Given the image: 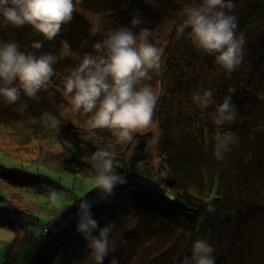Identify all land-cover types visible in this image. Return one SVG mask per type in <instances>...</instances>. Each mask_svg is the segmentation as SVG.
Segmentation results:
<instances>
[{"label": "trees", "instance_id": "trees-1", "mask_svg": "<svg viewBox=\"0 0 264 264\" xmlns=\"http://www.w3.org/2000/svg\"><path fill=\"white\" fill-rule=\"evenodd\" d=\"M200 3L201 0H153L152 4L145 0H82L71 23L51 41L27 25L0 26V43L16 42L23 52L58 55L61 42L67 41L74 53L53 65L55 74L48 88L39 91L36 98L22 93L15 104L0 98V123L16 132L20 128L28 130L23 132L25 142L50 138L60 142V153L46 150L37 161L59 173L96 178L93 153L104 148L116 154L115 175L126 183L115 187L110 202L93 206L92 211L95 219L102 221L101 227L113 222L115 229L129 219L135 227L120 231L114 240L116 251L105 258L104 264L112 258L119 264H179V248L174 250L171 245L164 249L178 238L191 246L197 238L207 239L214 249L215 264H264V0H233L231 14L237 18V35L244 34L245 44L243 61L231 74L215 64L214 57L198 52L188 40L176 38L184 8ZM137 9L145 21L140 27L154 30L166 22L170 25V47H165L161 70L174 73L164 78L161 98L168 102L172 113H162L156 135L143 133L130 142L117 144L107 129H95L91 139L85 141L82 137L89 135L84 129L87 117L75 113L74 125L63 119L65 105L71 108L64 95V79L86 53L93 52V44L107 31L128 26ZM85 13L107 18L114 15L112 27L91 36V23ZM34 41L41 42L42 48L33 49ZM174 50L184 58L173 68L169 59ZM191 71L194 75L188 78ZM204 90L213 91L214 102L200 108L192 98ZM226 96H231L238 115L235 122L221 128L213 123L212 113ZM25 104L26 109L20 111ZM45 113L60 120L58 131L41 122ZM217 131L234 133L239 138L222 161L213 155ZM15 177L0 164V179L10 185L50 184L29 176L14 180ZM121 197L123 201H119ZM25 202L21 199L18 203ZM123 205L131 217L117 224L115 219ZM75 223L76 216L67 227L54 232L43 229L30 264H56L66 242L80 237L74 235ZM114 234L113 231L111 235ZM190 254L191 251L187 256Z\"/></svg>", "mask_w": 264, "mask_h": 264}, {"label": "clouds", "instance_id": "clouds-1", "mask_svg": "<svg viewBox=\"0 0 264 264\" xmlns=\"http://www.w3.org/2000/svg\"><path fill=\"white\" fill-rule=\"evenodd\" d=\"M82 0H0V26L14 28L30 26L38 35L51 41L61 33L63 26L73 20L77 5ZM152 4L153 0H145ZM233 0H201L199 6H186L182 22L176 27V38H184L198 51L214 57V63L227 73L235 71L243 61L244 34L237 35L238 21L231 12ZM89 34L102 33L103 19L93 17ZM145 21L139 9L135 10L128 26L109 30L93 44V52L86 53L82 61L69 71L64 79V95L71 105V111L86 116L84 129L91 139L95 129H107L117 144L133 140V134L156 127L153 116L160 98L159 88L149 83L153 71L161 66V52L149 38L152 30L140 27ZM137 29H139L137 31ZM58 55L23 52L18 43H0V98L7 104H15L21 94L36 98L37 93L47 89L53 77V65L64 57L74 55L67 41H62ZM86 44L87 41H84ZM33 49L42 48L34 41ZM200 108L213 104V91L204 90L193 96ZM27 105H21L24 111ZM237 111L231 96H226L212 113V120L218 127L231 124L237 119ZM33 123L36 122L33 118ZM46 127L58 131L60 120L45 113L41 121ZM213 155L222 161L231 146L239 143L234 133L217 131L214 136ZM96 172V199L81 198L76 204L75 231L85 241L95 264H104L105 258L116 251V244L110 238L115 227L109 222L103 227L95 219L94 204L110 202L117 185L126 183L115 175L116 154L100 148L91 157ZM51 198L56 200L57 193ZM95 233V234H94ZM214 249L203 238L192 242L190 256L183 264H215ZM109 264H119L112 258Z\"/></svg>", "mask_w": 264, "mask_h": 264}, {"label": "rangeland", "instance_id": "rangeland-1", "mask_svg": "<svg viewBox=\"0 0 264 264\" xmlns=\"http://www.w3.org/2000/svg\"><path fill=\"white\" fill-rule=\"evenodd\" d=\"M160 2L162 3V1ZM155 4L159 5L156 2ZM84 15L90 22L93 17L97 16L89 13H85ZM99 16L103 19L102 30L112 27L114 15L111 18H107L106 15ZM170 29L169 23L166 22L162 26L152 30V35L149 38L150 42L160 49L161 52V66L159 70H161L163 66L162 63L166 59L165 55L167 49L165 47L167 44L169 46ZM171 53L172 55L169 59V63L171 67L173 66L174 68L184 56L176 50ZM173 73V70L153 71L150 73L152 79L150 81H145V83H149L153 88H159L161 91L153 116L156 127L134 133L133 139L135 136L143 133L158 134L159 121L162 113L166 115L172 113V109L167 105L168 102L164 103L161 97L164 78L169 79L170 75ZM193 75L194 71L187 74L188 78ZM164 104L166 105L163 106ZM75 116V113H73L71 108L66 104L63 111L65 123L69 125L76 124ZM23 132H28V130L20 128L16 132L13 128L0 123L1 166L15 173L16 177L14 180L20 179L22 176H29L33 179L47 180L50 184L39 187H26L20 186V184L10 185L0 179V264H30L43 229L47 227L50 231L54 232L61 227L69 226L76 216V204L78 201L85 196L89 200L96 199V178L59 173L37 162L41 157L45 156L44 151L46 152V150H50L51 154L60 153L63 150V146L60 142L52 138H50L49 141L33 139L29 142H25ZM52 192L57 193L58 198L56 200L51 198ZM21 199L26 202L23 204L18 203ZM123 200V197L119 198V201ZM17 203L21 205V210L23 211L18 209L19 205H17ZM101 204L103 203L94 204V206H99ZM127 214H129L127 207L123 205L120 215L115 219L116 223L121 224L124 219L130 216ZM129 220L130 221L125 225L117 226L113 229L116 235H111L110 238L113 240L117 239V235H120V231L122 230H133L135 224L131 219ZM101 222L102 221H99V224ZM77 234L78 233L75 231L74 235ZM77 238L78 237H74L71 241L66 242V248L63 251L64 254L61 255L56 264H95L90 251L85 247V241L81 236ZM170 246L173 247L174 250L179 248V252L182 255L179 264H183L184 257L191 251V244L187 241L183 242L181 238H178L175 242L169 243L164 249Z\"/></svg>", "mask_w": 264, "mask_h": 264}]
</instances>
